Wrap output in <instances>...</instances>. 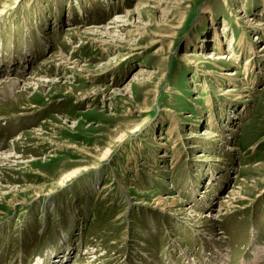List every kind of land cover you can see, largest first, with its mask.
I'll return each mask as SVG.
<instances>
[{"label":"rangeland","instance_id":"rangeland-1","mask_svg":"<svg viewBox=\"0 0 264 264\" xmlns=\"http://www.w3.org/2000/svg\"><path fill=\"white\" fill-rule=\"evenodd\" d=\"M263 6L0 0V264H264Z\"/></svg>","mask_w":264,"mask_h":264},{"label":"bare ground","instance_id":"bare-ground-1","mask_svg":"<svg viewBox=\"0 0 264 264\" xmlns=\"http://www.w3.org/2000/svg\"><path fill=\"white\" fill-rule=\"evenodd\" d=\"M262 1H264V0H262ZM163 3V2H162ZM166 6H168V5H166ZM264 7V6H263ZM138 12V11H137ZM130 17H131V15H129ZM132 17H133V15H132ZM166 19V18H165ZM121 21H123V20H120V22H112V23H110V29H105L104 31H102V33L104 34V35H111V31H114V32H116V30H118L119 28H121V27H123L122 25H118V24H121V23H124V25H125V23H127V21H124V22H121ZM254 25H256V27H258V26H264L263 24H260V23H258V21L257 22H255V24ZM142 29V28H141ZM227 29V28H226ZM260 31L261 30H263V29H259ZM69 31V30H68ZM71 31V36L70 37H79V38H83V35L80 33V30H78V31H72V30H70ZM91 31H93V33L94 32H96L95 30H91ZM222 31H225V29L224 30H222ZM227 31V30H226ZM216 35H217V32H216ZM215 35V36H216ZM69 37V36H68ZM118 38L120 39L121 37L120 36H118ZM216 39H217V47H219L221 44H220V39H219V36H216ZM122 40V39H121ZM190 41V40H189ZM28 55V54H27ZM26 57V56H25ZM21 61V60H20ZM55 62V63H54ZM15 63V62H14ZM69 63V60L66 58V57H63V56H61V55H54V56H52V57H49L46 61H45V64H49V65H54V66H56L55 67V69H56V71H55V74L57 75V76H63V75H65V74H67V68H68V66H67V64ZM23 67H24V65H23ZM58 67H61L60 69H58ZM63 68V69H62ZM248 68V67H247ZM245 69L247 72H248V69ZM9 69H11V68H9ZM59 70V71H58ZM10 71V70H9ZM13 71V70H12ZM11 71V72H12ZM60 72V73H59ZM245 73V72H244ZM54 74V75H55ZM233 75H235V74H233ZM35 76V75H34ZM42 83H50V82H47V80L46 81H43V79H41V77H38V76H35V77H30L29 79H27V80H25V81H22V82H19V81H5V82H3L2 84H0V98H2V99H7L6 98V94L5 93H7L8 94V96H10V93H12V94H15V92L16 91H18V90H22V91H28L29 89H31L32 87H36V86H41V84ZM48 85H50V84H48ZM45 86V85H44ZM44 88H46V87H44ZM24 114V113H23ZM27 114V113H26ZM20 117V116H19ZM233 117V116H232ZM36 138V137H35ZM37 140L39 139L40 140V138H36ZM48 141L49 142H52L51 141V139H48ZM53 143V142H52ZM64 146V145H63ZM74 148V147H73ZM77 149V148H76ZM13 151H9V152H7V153H4V154H1L0 155V164H2V163H7V164H10V162H11V160H14L15 159V157L13 156ZM96 160L97 159H94V161L96 162ZM93 161V162H94ZM85 167V166H84ZM78 168V167H77ZM80 168V167H79ZM81 169V168H80ZM87 169V168H86ZM86 169H84V170H86ZM81 171V170H80ZM87 171V170H86ZM76 172H78V171H73V172H71V173H68V174H66L63 178H65L64 180L67 182V180H69L70 179V177H73L74 175H76L75 173ZM64 180H62L61 182H64ZM236 191H232V192H229V194H228V198H229V201H233L234 199L236 200L237 198H240V196L237 194V193H235ZM165 201L166 200H163V199H160L159 200V206L160 205H163V204H165L166 205V203H165ZM16 203V202H15ZM178 205V202L176 201V200H172L171 202H170V204H169V207H168V209L170 210V208L171 207H176ZM171 206V207H170ZM221 206H224L222 209H217V211L214 213V214H212V213H209L208 212V215L207 216H205L206 218V221H212V220H214L215 219V217L216 216H218V214L220 213V212H222V211H226L227 212V210H230V207H231V205H228L227 204V202H222L221 204H220V206H219V208H221ZM161 207V206H160ZM220 239V238H219ZM263 252L264 253V248H260V249H256V251H255V256H257L258 255V257H259V259H263L264 257H262L260 254H259V252ZM46 252V251H45ZM53 250L52 249H49V250H47V253L45 254V257L46 258H48V256H50V255H52L53 256ZM70 254V253H69ZM90 254H92V253H90ZM98 257H103V256H98ZM66 258V257H65ZM51 262V261H50Z\"/></svg>","mask_w":264,"mask_h":264}]
</instances>
